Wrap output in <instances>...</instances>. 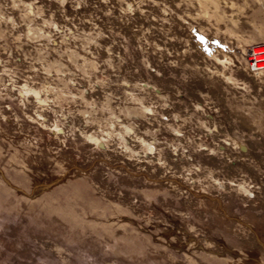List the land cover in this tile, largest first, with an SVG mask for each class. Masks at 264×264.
Instances as JSON below:
<instances>
[{"label":"rangeland","instance_id":"obj_1","mask_svg":"<svg viewBox=\"0 0 264 264\" xmlns=\"http://www.w3.org/2000/svg\"><path fill=\"white\" fill-rule=\"evenodd\" d=\"M261 47L264 0H0V264H264Z\"/></svg>","mask_w":264,"mask_h":264},{"label":"bare ground","instance_id":"obj_2","mask_svg":"<svg viewBox=\"0 0 264 264\" xmlns=\"http://www.w3.org/2000/svg\"><path fill=\"white\" fill-rule=\"evenodd\" d=\"M252 55L250 56L252 58H254L255 61H253V63L250 62V65L252 68H256V67H264V47L261 48H257V49H252ZM252 59H250L251 61ZM255 62H257L255 64Z\"/></svg>","mask_w":264,"mask_h":264},{"label":"built area","instance_id":"obj_3","mask_svg":"<svg viewBox=\"0 0 264 264\" xmlns=\"http://www.w3.org/2000/svg\"><path fill=\"white\" fill-rule=\"evenodd\" d=\"M251 56H253V55H251Z\"/></svg>","mask_w":264,"mask_h":264}]
</instances>
